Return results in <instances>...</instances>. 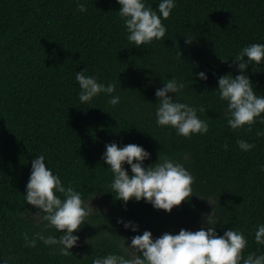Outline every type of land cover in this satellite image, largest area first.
<instances>
[{"label":"trees","instance_id":"obj_1","mask_svg":"<svg viewBox=\"0 0 264 264\" xmlns=\"http://www.w3.org/2000/svg\"><path fill=\"white\" fill-rule=\"evenodd\" d=\"M150 2L156 6V0ZM86 3L80 12L76 0H0V255L9 264H91L93 256L116 250L115 240L101 230L133 234L116 223L117 217L135 220L140 231L147 228L156 236L211 208L218 234L231 226L245 232L243 255L264 251L253 239L256 224L264 223V170L258 167L264 163V135L255 134L264 123L230 128L221 115L224 102L210 91L216 76L229 70L232 54L246 43L264 42V0H177L162 20L167 37L142 46L126 40L116 0ZM186 34L196 38L191 45L184 43ZM179 49L182 60L176 55ZM149 67L165 78L183 76L186 87L180 99L205 104L207 111L198 115L209 123L206 133L184 137L155 124L152 103L161 79ZM83 68L105 82L116 81L120 103L107 105L103 94L80 102L74 74ZM191 68L193 74L205 70L208 79L193 75L192 84ZM231 70L235 74L234 65ZM249 74L264 94V70ZM237 138L254 142V147L240 150ZM113 140L143 145L151 153L145 164L158 154H187L186 166L196 177L194 190L211 196L212 205L192 194L171 211L155 209L143 199H130L124 208L111 192H98L94 198L103 200L96 206L101 214L89 219L96 225L80 228L73 255L53 254L39 242L26 247L21 233L36 226L19 213L32 208L24 205L21 193L32 157L43 152L63 181L89 195L106 189L110 173L100 154L105 142ZM90 237L97 247L87 242Z\"/></svg>","mask_w":264,"mask_h":264},{"label":"clouds","instance_id":"obj_2","mask_svg":"<svg viewBox=\"0 0 264 264\" xmlns=\"http://www.w3.org/2000/svg\"><path fill=\"white\" fill-rule=\"evenodd\" d=\"M176 2L156 0L153 7L150 0H116L119 7L115 11L122 20L126 40L133 46L164 40L167 25L162 20L169 17ZM86 7V0H76V9L80 12H84ZM184 37L185 45H191L196 39L191 34ZM176 55L183 59L180 49ZM231 57L229 70L216 76V87L210 90L224 102L221 115L232 129L245 125L251 128L255 121L264 123V94L256 88L249 74L250 71L264 70L261 67L264 65V42L246 43ZM233 65L235 74L231 70ZM149 68L161 79V86L154 90L155 103L151 102L154 105L155 124L169 126L175 129L177 135L184 137L206 133L209 123L198 115L207 111L205 104L180 99L186 87L183 76L170 75L165 78L157 68ZM190 71L192 84L193 75L200 80L208 79L203 69L194 74L192 68ZM74 78L78 82L77 96L80 102L90 103L93 98L103 94L107 105L114 107L120 103L121 95L116 81L105 82L95 73H87L85 68L75 71ZM255 134L264 135V128L257 129ZM235 143L242 151L254 147V142L244 138H237ZM223 147L227 148V144ZM150 155L143 145L135 142H105L100 159L107 165L104 167L106 172L110 173L106 189L98 188L84 195L79 186L72 181H63L60 174L48 166L43 152H37L30 161L29 175L21 192L24 205H31L32 208L23 207L19 215L36 226L35 230L21 233L24 245L35 247L39 242L48 246L53 254L65 257L73 255L71 249L80 239V228L85 223L91 224L89 219L92 216L101 214L100 209L92 203L98 192H111L124 208L130 199H143L155 209L171 211L173 206L187 201L192 194L212 205L211 196H200L194 190L196 177L186 166L187 154L178 157L158 154L155 161L145 164ZM258 167L264 170V163ZM201 216V225L195 230L181 227L178 232L163 231L156 236L147 228L140 231L135 220L117 217L116 223L133 234L127 237L107 229L101 230L115 240L116 250L93 256L91 264H264V251L242 254L247 246V236L243 230L231 226L218 234L215 229L217 219L212 215V208ZM92 237L87 242L94 248L97 244L92 242ZM253 239L258 245H264V223L256 224ZM0 264H9V258L0 255Z\"/></svg>","mask_w":264,"mask_h":264},{"label":"rangeland","instance_id":"obj_3","mask_svg":"<svg viewBox=\"0 0 264 264\" xmlns=\"http://www.w3.org/2000/svg\"><path fill=\"white\" fill-rule=\"evenodd\" d=\"M103 201L101 198L98 200L97 198H93L92 203L95 206H100ZM174 207V206H173ZM204 212L197 211L194 215H190L189 217L181 220V222L175 225V228L171 230V232H178L181 227L191 228L195 230L196 228L200 227L202 216L201 214Z\"/></svg>","mask_w":264,"mask_h":264}]
</instances>
